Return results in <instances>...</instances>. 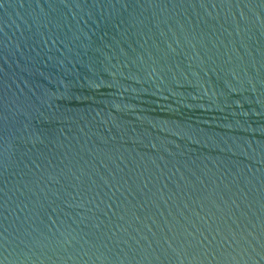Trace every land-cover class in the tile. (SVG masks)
Masks as SVG:
<instances>
[{"label":"water","instance_id":"95a60500","mask_svg":"<svg viewBox=\"0 0 264 264\" xmlns=\"http://www.w3.org/2000/svg\"><path fill=\"white\" fill-rule=\"evenodd\" d=\"M0 264H264V0H0Z\"/></svg>","mask_w":264,"mask_h":264}]
</instances>
